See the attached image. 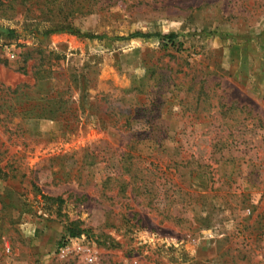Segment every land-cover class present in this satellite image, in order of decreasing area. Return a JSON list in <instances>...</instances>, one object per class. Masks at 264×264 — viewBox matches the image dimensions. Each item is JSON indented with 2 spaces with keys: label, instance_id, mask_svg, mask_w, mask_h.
I'll return each instance as SVG.
<instances>
[{
  "label": "rangeland",
  "instance_id": "1",
  "mask_svg": "<svg viewBox=\"0 0 264 264\" xmlns=\"http://www.w3.org/2000/svg\"><path fill=\"white\" fill-rule=\"evenodd\" d=\"M0 264H264V0H0Z\"/></svg>",
  "mask_w": 264,
  "mask_h": 264
},
{
  "label": "trees",
  "instance_id": "2",
  "mask_svg": "<svg viewBox=\"0 0 264 264\" xmlns=\"http://www.w3.org/2000/svg\"><path fill=\"white\" fill-rule=\"evenodd\" d=\"M64 30L62 27H60L59 29H55L54 31L51 32H60ZM48 32H46L45 34H47ZM156 38L159 40V42H161L164 46H174L176 35L173 33L170 34H166V35H160V34H156L155 35ZM135 37H139V38H148L147 35H140V34H135ZM41 198L43 200H45L47 203H53V204H57L58 206V210L60 208V206L63 204L62 199H60L59 197H46V196H41ZM83 233L82 230H80L79 228H67V234L69 237H78Z\"/></svg>",
  "mask_w": 264,
  "mask_h": 264
}]
</instances>
